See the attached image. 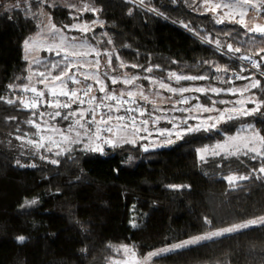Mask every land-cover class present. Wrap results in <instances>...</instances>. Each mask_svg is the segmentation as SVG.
Listing matches in <instances>:
<instances>
[{
    "label": "trees",
    "instance_id": "1",
    "mask_svg": "<svg viewBox=\"0 0 264 264\" xmlns=\"http://www.w3.org/2000/svg\"><path fill=\"white\" fill-rule=\"evenodd\" d=\"M92 2L99 7L98 15L104 23L95 32L106 33L111 39L114 66L121 62L126 65L119 74H150L144 69L151 66L153 77L170 85L236 92L200 93L198 100H192L195 105L224 109L233 103L211 102H236L252 96L259 110L210 131L183 133L174 143L156 145L162 149L150 154L143 153L141 143L106 146L103 153L76 145L71 152L55 156L58 164L39 162L35 167H20L17 157L0 148V264H109L118 255L115 248L121 245L132 246L143 257L192 236L264 215V174L258 171L264 167V156L253 159L252 153L228 157L221 154L202 160L198 151L237 133H250L245 130L249 125L264 135V77L248 68L240 72L245 61H237L234 55L201 39L211 36L224 43L225 31L243 29L227 22L215 23L212 14L200 12V0H151L148 7L155 12L128 0ZM40 9L34 0L20 4L19 9L0 7V94L5 99L18 97L21 92L13 93L8 86L28 84L30 71L38 80L36 74L46 72L47 65L64 63L60 56L46 51L32 65L24 58V41L34 36L42 24ZM48 11L59 26L74 20L64 7ZM92 33L88 35L96 42ZM246 39L227 42L247 50ZM217 65L230 71L216 72ZM259 70L264 73V64ZM170 72L203 74L209 79L177 83L166 78ZM237 73L259 80L260 87L241 96L240 90L250 84V79H237ZM245 107L251 109L254 105L247 102ZM31 111L19 103L0 101V138L12 142H17L16 137L36 139V129L27 123L34 119ZM156 114L161 112L153 111ZM208 114L215 112L201 116ZM167 115L170 119L166 121L180 118L181 127H186L183 112L170 111ZM166 121L158 125L173 124ZM187 124L194 125L190 121ZM232 174L251 178L230 185L226 177ZM26 200L37 203L25 205ZM204 217L212 224H205ZM18 236L26 239L18 242ZM154 263L264 264V226L160 256Z\"/></svg>",
    "mask_w": 264,
    "mask_h": 264
},
{
    "label": "snow or ice",
    "instance_id": "2",
    "mask_svg": "<svg viewBox=\"0 0 264 264\" xmlns=\"http://www.w3.org/2000/svg\"><path fill=\"white\" fill-rule=\"evenodd\" d=\"M27 2V0H26ZM36 6L42 7L44 5L52 6L51 0H34ZM134 2V0H133ZM200 3L203 5L205 12H211L215 16V23L224 24L231 23L239 25L243 31H235L234 29L224 32L225 42L221 43L219 38L213 39L211 36L201 37L206 43H214L218 50H223L226 53L234 55L237 61H247L248 65H251L252 68L259 69L262 64H264V24L253 23L249 24L245 22V17L248 15L249 11H252L254 15L251 17L253 21L257 20L264 10V0H200ZM141 6L144 5V0H140ZM0 7H5V10L19 9L20 4L17 2L11 5V8H8L4 5ZM31 7V5H29ZM71 7L76 12L81 11H90L97 12L98 10L91 7L90 4H84L83 7H77L75 3L71 4ZM150 11H156L155 9H149ZM219 10V11H218ZM74 19H79V17H73ZM93 24L97 21H93ZM102 24V22H101ZM47 27L49 29V37L51 40L55 41L59 37L58 44H50L47 47V51L55 52L57 56L61 57L60 61L52 62L46 66V72H39L36 75L39 79L36 83L45 85V88H48L50 95L53 97L52 100H45V90L38 89L33 81L32 77H26L29 81L28 84L19 86L10 84L9 89L13 93L19 91L22 93H32V97L28 103H25L22 98L13 96L12 98L5 99L4 95L0 94V101H3L7 104H17L19 103L25 109H32L31 115L34 119L27 121L31 124L36 132L34 135L38 139H29L28 144L32 145L35 149L39 150L41 148H46L47 151L51 152L53 147L57 149L55 152L56 156H60L66 152L72 151V145H81L85 151H98L103 153L104 146L110 148L120 147L122 143H136V136L141 131H147V125L149 124V119H139L145 115L146 110L143 106L132 107L130 105L136 104L137 100H142L153 105V111L161 112H170V111H182V112H199V113H212L215 112L217 115L208 116L205 121L201 124L195 126L188 125V119H196L194 116H189L182 120V123L186 127H181L180 124H176L175 133L172 129H163L159 131V134L170 138L173 134L177 138L181 137L182 133L196 132L200 130L210 131L213 128L221 123H227L233 119H238L241 115L247 116L252 115L259 110L260 105L256 103L252 96L246 97L247 102L254 105L253 108L248 109L245 107V100H240L236 102L231 101H212L211 103L215 105L216 103L228 104L233 103V107L219 109L215 107H206L201 104H197L192 108H178V104H188L189 98L184 97L183 94L187 92H197L207 95L209 92L219 95L221 92H231L235 95L236 92L231 89H219L215 87H173L172 85L166 83L164 80L159 79L158 77L144 76L143 79L149 82V89L146 93L143 85H135V81L141 77L138 75L129 76L127 73H121L119 76H109V71L115 72L116 69L111 67L112 64V53L108 51H102L97 49L94 45L90 44L86 38L79 37H69L64 33L66 30L74 29L80 31L84 37H87V33L92 30V28L84 23L81 25H64L61 28H57L55 24L51 23V18L48 17ZM235 31V35L233 32ZM105 35H107L105 33ZM244 40V43L248 45L247 50H242L241 46H233V43L227 42L228 39L233 41ZM259 37V41H257ZM67 41V43H65ZM44 41L41 39L37 41L34 38H29L24 41V48L28 50L29 48H35L39 44H43ZM107 43L111 44L112 41L109 39ZM103 55L106 57L105 67L106 71L102 74L100 73V59L99 57ZM89 57H92L89 59ZM254 57H259L255 59ZM28 59L27 56L24 57ZM39 62V61H37ZM205 63H208L205 61ZM121 68L126 67V65L121 62ZM131 67L136 68L138 65H131ZM159 67V66H155ZM90 69L89 72L84 73V80L95 79V82L100 85L98 91L104 95L99 98L91 96L92 85L87 84L79 91L77 90H64L67 83L71 82L73 84H81L82 81L76 78V73L81 72L83 69ZM59 69L55 76H51L50 73ZM76 71L69 75L72 70ZM247 65L241 66L240 72L246 71ZM145 72L151 73L153 67H147L144 69ZM216 72L227 73L230 71L227 67L215 66ZM47 73V74H46ZM101 75L105 79H109L110 82L114 85L117 83H122L124 85H133L134 90H121L117 91L113 89L108 91L104 84V80L101 79ZM264 76V73H261ZM168 80H175L179 83L180 81H203L209 79L208 76L203 74L198 75H182L175 72H170L166 77ZM237 79H250V84L247 85L244 89L240 90V95L243 96L244 92L250 91L252 88H259L260 81L255 80L254 78L244 77L236 74ZM215 79H220V77H215ZM50 82H59L60 91L57 93L55 85L49 88ZM155 89V90H153ZM161 90H165L168 93L172 94L167 98L161 95ZM87 97L86 100L80 99V95ZM180 95L181 99L173 101L172 97L175 95ZM149 95L153 98L150 100ZM58 96L67 97L66 102H60L57 99ZM126 97V98H125ZM199 99V97H195ZM105 101H114L115 103H105ZM157 101L160 103H170L172 106L168 109L156 108ZM77 103V109H72V103ZM47 104L48 107L55 109V111L46 113L41 112L38 109L43 105ZM85 104L95 105L85 109L83 106ZM238 104L240 107H236ZM97 108L102 109L99 113ZM62 109H69V111H61ZM122 113V114H121ZM135 113V115H133ZM48 116L49 120L55 121L57 118L69 121V123L64 127H57L55 124H49V120H45V116ZM152 119L153 124H155L160 119L165 117L155 116L149 114ZM9 119H15V117H10ZM37 119L40 123H37ZM177 118L173 117L169 120V123H173ZM115 122V130H114ZM95 125V127H93ZM246 131H250V135L247 137L241 138L239 133L236 136H229L227 140L217 142L212 146H204L198 151L201 153L211 151L213 155L223 154L225 157L228 156H237L239 154L248 155L252 153L253 159H256L258 156H264V135H261L259 130L255 128L254 125H249ZM151 135V133H149ZM17 139H22L21 137H16ZM141 139L146 137L141 136ZM45 140L48 141L52 147H48L45 144ZM167 142H171L168 139ZM260 145V148H257V145ZM145 151H148V148L144 147ZM41 159H47L44 156L40 157ZM204 159L203 155L200 157ZM52 164H58V160L51 159L49 161ZM19 166L24 167L25 165L20 164L19 160L16 162ZM35 167L34 164L29 165ZM257 170H253L255 173ZM260 173H264V167L258 169ZM249 176H228L226 177L230 185H234L236 181H243L250 179ZM179 187V186H173ZM36 200H26L25 205L36 204ZM23 207V205H22ZM204 222L207 225H211L212 221L208 217H204ZM253 226H264V215L255 217L252 219L245 220L238 224H231L226 227H222L213 231L205 232L197 236H192L187 240L180 241L179 243H174L170 247L154 250L147 254L146 258L137 259V253L133 247L128 245H121L115 248V251L121 255L120 261H114L113 264H147L149 260L153 257L162 256L165 253L177 251L180 249H186L190 246L197 245L205 240H212L219 236L228 235L235 232H240L244 229H248ZM135 227V224H133ZM26 237L18 236V242H24Z\"/></svg>",
    "mask_w": 264,
    "mask_h": 264
},
{
    "label": "rangeland",
    "instance_id": "3",
    "mask_svg": "<svg viewBox=\"0 0 264 264\" xmlns=\"http://www.w3.org/2000/svg\"><path fill=\"white\" fill-rule=\"evenodd\" d=\"M27 1H30V0H27ZM128 1L132 2L133 4H135L137 6H140L143 9H146V10L150 9L148 7V2H150L151 0H144V5L143 6H141L140 0H134V2H133V0H128ZM17 2L19 4H22V3L26 2V0H0V4L6 6L8 8H11V5H13V4L17 3ZM51 3H52L51 7H49L48 5H44V6L41 7L40 15L42 16V24L40 26V30L34 36L30 37V38L36 39L37 41H40L42 39L44 41V43L43 44H39L35 48H29L28 50H26L24 48V56L28 57V59H26V60L29 63V65H32L35 62L41 60L43 52H45V51L49 52V51H47V47L50 44H58L59 43V37H57L55 41L50 39L49 34H48L49 33V29L47 27L48 17L51 18V23L55 24L53 22V20H52L51 13H49V11H48L49 8L51 9V8H53L55 6H61V7H64L66 9H69L71 11L73 17H79V19H74L72 22L65 23L64 25H81V24L86 23L92 28V30H91V31H93L92 34L94 35V38L97 41L93 42V40L89 37L88 34L91 31H89L87 33V37H84L83 34L80 31L74 30V29L66 30V32L64 33L65 35H67L69 37L75 36V37H79V38H82V39L86 38L88 40V42L90 44L94 45L97 49L102 50V51L111 52L112 53V60H113V58L116 57L115 49H114L112 43L111 44L107 43L109 38L105 35V33L101 32L100 33L101 35H100V34L95 32L97 29L103 28V24L104 23H103V21L100 19L99 15H98L99 7L97 5H95V4H93L94 2H92V0H51ZM73 3H75L77 5V7H81V8L83 7L84 4L87 3V4H90L91 7L97 9L98 11L95 12V13L94 12H90V11L76 12L71 7V4H73ZM200 6H201V11H200L201 13L212 14L213 17L215 18L213 13L204 11V8H203L202 4H200ZM88 15H91V16H88ZM253 15H254V13L252 11H249L248 15L245 17V22L249 23V24H253V23L264 24V10H262L261 16L255 21H253L251 19V17ZM93 21H97V23L93 24L92 23ZM101 22H102V24H101ZM55 25H56L57 28H61L62 26H64V25L59 26L57 24H55ZM65 43H67V41H65ZM49 53H55V52L53 51V52H49ZM91 58L92 57H89V59H91ZM99 59H100V73L102 74L104 71L107 70L106 67H105L106 57L101 55L99 57ZM120 65L121 64L117 63V66L115 67L114 64H113V61H112L111 67L116 69V71L115 72L109 71V73H108L109 76H119L120 75L119 73L122 72V69H123V68L120 67ZM75 71L76 70L73 69L72 72L69 73V75H72V73L75 72ZM90 71H91L90 69L85 68L81 72L76 73V78L80 79L82 81V83L77 85V84H73V83L69 82V83L66 84L64 90H77V91H79L85 85L91 84L92 85V91H91L90 95L97 97V101H99V98L104 95L103 93L98 91L100 85H98L95 82V79L84 80V73L85 72H89L90 73ZM133 75H138V76L141 77L140 79L135 81V85H143L144 89H145V91L147 93L150 86H149V82L147 80L143 79V77L144 76H152L153 77L152 73H150V74H143V73H140V74L136 73L135 74L134 73ZM133 75H129V76H133ZM29 76L32 77V81H33L34 85L38 89H44L45 90V100H52L53 97L50 95V92H49L48 88H45V85L36 83L37 79H36L35 75H33L32 71L29 72L28 77ZM100 78L104 80V84L106 86V89L109 92L112 91L113 89L117 90L118 92L121 91V90H126V89L134 90V86L133 85H124L122 83H117V84L113 85L110 82V80L109 79H105L103 77V75H101ZM53 84L55 85L57 93H59V91H60L59 82H50L49 83V88L52 87ZM172 86L179 88L178 86H174V85H172ZM184 87H187V86H184ZM189 87L190 88H195V87H202V86L189 85ZM153 90H155V89H153ZM199 94L200 93H197V92L184 93L183 96L189 98V103L188 104H178L177 107L178 108H192V107L196 106L195 102H193L192 100L195 97H197ZM10 95H12V94H10ZM32 95L33 94L30 93V92L29 93H22L21 92L18 95V97L22 98L25 103H28L30 101V98L32 97ZM161 95L163 97L167 98L168 96H170L172 94L168 93L165 90H161ZM16 97H17V95H16ZM246 97H249V96H245L244 98L242 97L240 99V100H245V104L247 103V100L245 99ZM79 98L80 99H84V100L87 99V97L83 96L82 94L80 95ZM152 98L153 97L151 95H149V99L151 100ZM57 99H59L60 102L63 103V102H66L68 98L67 97H63V96H58ZM172 99H173V101L180 100L181 96L177 94V95L173 96ZM105 103H115V102L114 101H105ZM72 105L76 106L75 108H72L74 106H71L72 109H77V107H78L77 103L73 102ZM94 106L95 105L85 104L83 107L85 109H88V108L94 107ZM130 106H132V107L143 106V108L146 110V112H145V115L143 117H139V119H149V124L147 125V131L146 132L145 131H141L140 133H138V135L136 136V143L135 144L141 143L144 146H156V145H161V144L162 145H169L171 143H174L175 142L174 140H176V139L178 140V138L176 137L175 134H173L170 138H166L165 136L160 135L159 131L163 130V129H172L173 133H175V131L178 130L175 127L176 124H180V126H181L180 118L178 119L179 121L173 122L172 125L170 124V125H166V126H160L158 124H160V122L166 121L168 118L170 119V116L167 115V112L157 111V112H161V114L160 115L156 114V116H162V117H165V118L160 119L159 121H157L155 123V127H153L152 119L149 116V114L153 115V105L152 104H150L148 102H145V101H142V100H137L136 104H133V105H130ZM171 106L172 105L170 103H167V102L160 103L159 101H157V104H156V108H163V109L171 108ZM235 106L236 107H240V105H238V104H236ZM39 110L41 112H46V113H50V112L55 111V109H53L51 107H48L47 104H45L42 107H40ZM61 111H69V110L68 109H62ZM100 111H102V109L97 108V112L99 113ZM183 114H184L185 118H187L189 116L196 117V119H188V121H190V123H194V125H192V126H195L197 124L203 123L205 121V119L208 116H210V115L211 116L217 115V113H215V114H208L206 116H201V113H199V112H191V113L190 112H183ZM133 115H135V113H133ZM45 120H49L47 115L45 116ZM59 121L65 123V124L61 125L57 121V119L55 121L49 120V124H55L57 127L64 128L69 123V121H65V120L62 121V119L59 120ZM166 122H168V121H166ZM39 123H40V121H39ZM221 123H223V122H221ZM221 123H219V124H221ZM93 127H95V125H93ZM114 130H115V122H114ZM149 133H151V135H149ZM249 135H250V133H244V134H241L240 137L243 138V137H247ZM141 136L146 137V138L145 139H141L140 138ZM36 139H38V137H36ZM168 139H170L171 142H167ZM28 140L29 139H24V140L18 139L17 142H12L10 140H5V139L0 138V148L11 152L15 157L18 158L20 164L25 165L24 167H31L29 165H32V164H34L36 166L39 162L50 163L49 161L51 159H55V156H56L55 152L57 151V149L55 147H53V150L51 152L47 151L46 148H41V149L37 150L34 147H32V145L27 143ZM45 144L48 147H52V145L49 144L47 140H45ZM122 144H126V143H122ZM77 145H79V144H77ZM74 146H76V145H72L71 147H74ZM104 147H106V146H104ZM257 148H260L259 144L257 145ZM201 155H203L204 159L206 157H209V156H214L211 153V151H207V152H204V153L199 152V157H201ZM41 156H44L47 159H41L40 158ZM229 176H236V175L232 174V175H229ZM231 234H233V233H231ZM228 235H230V234H228ZM224 236H227V235H224ZM221 237H223V236H219V237H216L214 239H218V238H221ZM185 240H187V239H185ZM206 241H210V240H205L203 242H206ZM203 242H201V243H203ZM177 243H179V242H177ZM171 245H168V246H165V247H162V248H159V249L167 248V247H170ZM193 246H195V245H193ZM129 247H132V246H129ZM190 247H192V246H190ZM190 247H188V248H190ZM159 249H156V250H159ZM181 250H184V249H180V250H177V251H181ZM177 251H173V252H177ZM173 252H168V253H165L164 255H167V254H170V253H173ZM146 257H147V255L143 256V257H140V256L137 255V259H143V258H146ZM158 257H160V256H158ZM158 257L151 258V260H149L147 262V264H155L154 260L156 258H158ZM120 260H121V255L118 253L117 256H114V257H112L110 259L109 264H113L114 261H120Z\"/></svg>",
    "mask_w": 264,
    "mask_h": 264
},
{
    "label": "water",
    "instance_id": "4",
    "mask_svg": "<svg viewBox=\"0 0 264 264\" xmlns=\"http://www.w3.org/2000/svg\"><path fill=\"white\" fill-rule=\"evenodd\" d=\"M144 147L142 148V151H143L144 154H150V153H153V152H158V151H160L162 149V146H146L148 148V151H145Z\"/></svg>",
    "mask_w": 264,
    "mask_h": 264
},
{
    "label": "built area",
    "instance_id": "5",
    "mask_svg": "<svg viewBox=\"0 0 264 264\" xmlns=\"http://www.w3.org/2000/svg\"><path fill=\"white\" fill-rule=\"evenodd\" d=\"M243 65H247V68L253 72H256V73H259L261 75V71L259 69H255V68H252L251 65H248L247 64V61H245L244 63H242ZM262 76V75H261ZM264 77V76H263Z\"/></svg>",
    "mask_w": 264,
    "mask_h": 264
}]
</instances>
